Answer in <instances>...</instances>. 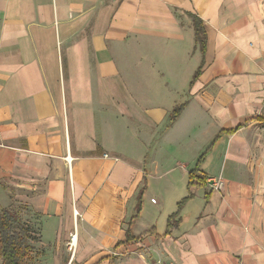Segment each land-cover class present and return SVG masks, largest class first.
<instances>
[{"label": "crops", "instance_id": "1", "mask_svg": "<svg viewBox=\"0 0 264 264\" xmlns=\"http://www.w3.org/2000/svg\"><path fill=\"white\" fill-rule=\"evenodd\" d=\"M263 90L264 0H0V205L86 264H264Z\"/></svg>", "mask_w": 264, "mask_h": 264}, {"label": "trees", "instance_id": "2", "mask_svg": "<svg viewBox=\"0 0 264 264\" xmlns=\"http://www.w3.org/2000/svg\"><path fill=\"white\" fill-rule=\"evenodd\" d=\"M194 34L195 41L198 49L203 53L205 49L206 35L203 24L200 19L194 18ZM199 69L195 72L196 77ZM181 107L175 108L172 111L170 122L174 121L177 117ZM196 169H193L188 174L189 184H191L192 178L195 175ZM202 180V178L200 179ZM190 193L181 199L177 203V210L170 214L167 218L166 231L171 227H174L178 223L179 208L181 204L189 197ZM140 211V202L136 204V212ZM33 215V214H32ZM33 227L27 223V220L21 215L18 208L13 204L7 206L0 205V264H24L32 254L31 238L33 233ZM165 233L163 235H165ZM148 234H155L153 227L143 231L141 234L134 236L130 232L129 226L125 230V241L139 242L144 236ZM120 243L118 242L115 247ZM106 257L104 259H109ZM101 260L98 262L100 263Z\"/></svg>", "mask_w": 264, "mask_h": 264}, {"label": "rangeland", "instance_id": "3", "mask_svg": "<svg viewBox=\"0 0 264 264\" xmlns=\"http://www.w3.org/2000/svg\"><path fill=\"white\" fill-rule=\"evenodd\" d=\"M184 97L185 91L182 92V95H178L176 97L174 105H177L182 102ZM199 149L200 148H197V150ZM202 150L199 151L201 152ZM16 207L27 221L32 222V220H34V222L31 224V226L33 227V233L31 238V244L33 247L32 254L31 257L27 259L24 264H86L93 258L99 256L98 252H90L85 249H82V245L81 247L78 245L79 237H77L76 246L72 247L70 245V235L42 234L40 228L38 227L40 226V221L37 220L39 216L37 214L32 215L31 213H28L26 211L24 212L22 206ZM173 207V202L167 201L166 211L175 210ZM161 218L162 215H159V217L157 218V225L159 226V231H162L163 229ZM85 237L86 238L83 246H86L88 244V241L91 240L90 236ZM105 253L112 254V251H106ZM128 255H130V252L122 253V256ZM162 263L167 264L164 261H161V264ZM102 264H110V262L104 261Z\"/></svg>", "mask_w": 264, "mask_h": 264}, {"label": "built area", "instance_id": "4", "mask_svg": "<svg viewBox=\"0 0 264 264\" xmlns=\"http://www.w3.org/2000/svg\"><path fill=\"white\" fill-rule=\"evenodd\" d=\"M261 109L264 110V90H263V97H262ZM224 184H225V182H224V180L220 176L213 177V178H211L208 181L209 188L211 190H215V191H218V192H222L223 191ZM72 240H73V235H71L70 241L72 242Z\"/></svg>", "mask_w": 264, "mask_h": 264}, {"label": "bare ground", "instance_id": "5", "mask_svg": "<svg viewBox=\"0 0 264 264\" xmlns=\"http://www.w3.org/2000/svg\"><path fill=\"white\" fill-rule=\"evenodd\" d=\"M75 240H76V235L73 234V240H72V242H70V245L72 247H74V245H75Z\"/></svg>", "mask_w": 264, "mask_h": 264}]
</instances>
